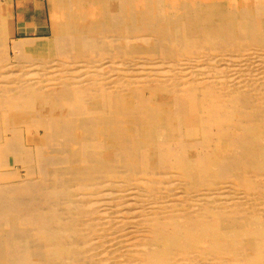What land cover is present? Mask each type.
I'll use <instances>...</instances> for the list:
<instances>
[{"label": "bare ground", "instance_id": "obj_1", "mask_svg": "<svg viewBox=\"0 0 264 264\" xmlns=\"http://www.w3.org/2000/svg\"><path fill=\"white\" fill-rule=\"evenodd\" d=\"M0 0V264H264V0Z\"/></svg>", "mask_w": 264, "mask_h": 264}, {"label": "rangeland", "instance_id": "obj_2", "mask_svg": "<svg viewBox=\"0 0 264 264\" xmlns=\"http://www.w3.org/2000/svg\"><path fill=\"white\" fill-rule=\"evenodd\" d=\"M7 11L15 14V21L17 29H22L28 24L34 25L36 28L46 26L48 29L47 34H37L30 32L21 36L16 33L15 39L20 38H48L50 30L49 7L47 0H10L7 2Z\"/></svg>", "mask_w": 264, "mask_h": 264}, {"label": "crops", "instance_id": "obj_3", "mask_svg": "<svg viewBox=\"0 0 264 264\" xmlns=\"http://www.w3.org/2000/svg\"><path fill=\"white\" fill-rule=\"evenodd\" d=\"M15 15V14H14Z\"/></svg>", "mask_w": 264, "mask_h": 264}]
</instances>
